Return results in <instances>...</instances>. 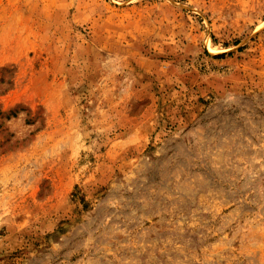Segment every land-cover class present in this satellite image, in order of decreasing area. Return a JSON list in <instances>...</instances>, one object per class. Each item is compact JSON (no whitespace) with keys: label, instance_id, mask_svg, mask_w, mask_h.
Returning a JSON list of instances; mask_svg holds the SVG:
<instances>
[{"label":"rangeland","instance_id":"1","mask_svg":"<svg viewBox=\"0 0 264 264\" xmlns=\"http://www.w3.org/2000/svg\"><path fill=\"white\" fill-rule=\"evenodd\" d=\"M0 264H264V0H0Z\"/></svg>","mask_w":264,"mask_h":264}]
</instances>
